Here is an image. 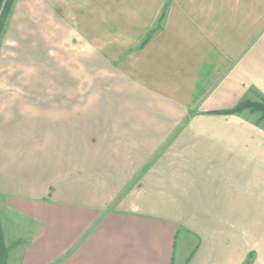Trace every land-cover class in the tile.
<instances>
[{
  "label": "crops",
  "instance_id": "obj_1",
  "mask_svg": "<svg viewBox=\"0 0 264 264\" xmlns=\"http://www.w3.org/2000/svg\"><path fill=\"white\" fill-rule=\"evenodd\" d=\"M131 1L139 44L168 0ZM170 2L90 89L0 78L4 264L263 263L264 117L222 111L264 99V0Z\"/></svg>",
  "mask_w": 264,
  "mask_h": 264
},
{
  "label": "rangeland",
  "instance_id": "obj_2",
  "mask_svg": "<svg viewBox=\"0 0 264 264\" xmlns=\"http://www.w3.org/2000/svg\"><path fill=\"white\" fill-rule=\"evenodd\" d=\"M35 1L36 12L23 14L19 5L17 7L18 0H3L0 8L3 29L0 78L3 85L9 84L19 91L29 86L28 89L43 96L50 89H59V86L63 89L65 76L72 78L74 89H81V85L90 89L89 76L98 68V61L104 62V48L112 49L116 42L130 45L132 40L126 35L128 24L136 22L135 14L144 13L131 0H83L81 4L66 0L61 3ZM8 3L9 10L5 13ZM167 3L170 8L168 0L162 11ZM112 14H116L115 21ZM7 27L11 33H6ZM142 41L131 45L140 46ZM29 76H32L31 82H27ZM4 260L2 255V264ZM259 264H264V260Z\"/></svg>",
  "mask_w": 264,
  "mask_h": 264
},
{
  "label": "trees",
  "instance_id": "obj_3",
  "mask_svg": "<svg viewBox=\"0 0 264 264\" xmlns=\"http://www.w3.org/2000/svg\"><path fill=\"white\" fill-rule=\"evenodd\" d=\"M10 2V0H9ZM12 2V1H11ZM3 0H0V8L2 7ZM10 3H8L7 7L5 5V13L9 10ZM169 9V3H167L164 7V10L162 11L160 18L158 20L157 26L152 28L146 35L145 39L142 41L141 45L139 47H143L151 38L152 34L156 32L159 28L162 27V22L168 13ZM3 14V13H2ZM1 24H0V40L3 36V29H1ZM246 109H249L251 112H260L261 116L264 117V99L262 101H256V100H251V99H245L238 103L235 107L222 111V113H236V112H242ZM0 264H2V259L0 256Z\"/></svg>",
  "mask_w": 264,
  "mask_h": 264
}]
</instances>
